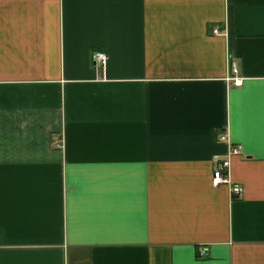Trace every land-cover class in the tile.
Masks as SVG:
<instances>
[{
  "label": "crops",
  "instance_id": "crops-1",
  "mask_svg": "<svg viewBox=\"0 0 264 264\" xmlns=\"http://www.w3.org/2000/svg\"><path fill=\"white\" fill-rule=\"evenodd\" d=\"M0 264H264V0H0Z\"/></svg>",
  "mask_w": 264,
  "mask_h": 264
},
{
  "label": "built area",
  "instance_id": "built-area-1",
  "mask_svg": "<svg viewBox=\"0 0 264 264\" xmlns=\"http://www.w3.org/2000/svg\"><path fill=\"white\" fill-rule=\"evenodd\" d=\"M214 31L216 32V29ZM93 58L100 65H105L107 60V54L106 52L103 51H95L93 53ZM220 139L225 140V136H221ZM238 151H239V147H237V149L235 148L232 150V152H238ZM229 170H230L229 158L218 161L213 169V176H212L213 184L217 185L221 182L222 183L230 182L229 174H228ZM241 191H242L241 186L236 185L232 187L233 194L238 195L240 194Z\"/></svg>",
  "mask_w": 264,
  "mask_h": 264
}]
</instances>
